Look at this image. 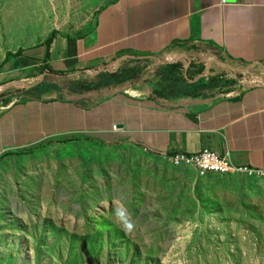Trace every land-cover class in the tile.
<instances>
[{"label":"rangeland","instance_id":"374dc122","mask_svg":"<svg viewBox=\"0 0 264 264\" xmlns=\"http://www.w3.org/2000/svg\"><path fill=\"white\" fill-rule=\"evenodd\" d=\"M110 1L0 0V65L50 36L81 37ZM10 64L0 91L44 72ZM42 143L0 160V264H264L260 174H198L127 142L58 137L19 149Z\"/></svg>","mask_w":264,"mask_h":264},{"label":"crops","instance_id":"0c3cea01","mask_svg":"<svg viewBox=\"0 0 264 264\" xmlns=\"http://www.w3.org/2000/svg\"><path fill=\"white\" fill-rule=\"evenodd\" d=\"M186 41L189 50L174 45ZM21 50L20 68L15 70L46 64L70 79L81 73H113L109 71L132 55L164 53L169 62L190 57L205 68H215L212 54L226 62L255 65L249 72L221 65L219 79L248 75L254 83L237 80L227 94L174 99L171 107L155 103L147 83L117 89L89 109L65 100L15 103L13 99L7 106L0 101V156L64 137L96 144L127 142L158 158L208 148L228 155L236 165L264 170V67L259 64L264 62V0H111L97 11L92 27L81 37L57 35L48 48L40 43ZM206 72L204 81L209 77ZM39 79L4 85L24 88L20 83L30 85ZM48 93L54 92L41 97L55 98ZM90 97L97 99L92 93Z\"/></svg>","mask_w":264,"mask_h":264},{"label":"trees","instance_id":"16d2710c","mask_svg":"<svg viewBox=\"0 0 264 264\" xmlns=\"http://www.w3.org/2000/svg\"><path fill=\"white\" fill-rule=\"evenodd\" d=\"M53 38L54 36H50L44 42L47 48ZM189 44L186 41L175 43L174 45L184 46L189 50L187 48ZM192 46L194 48V45ZM22 53L23 50L21 49L14 54L7 53L0 65V71L10 58L14 60L11 64V69H19L18 59ZM164 55V53L159 55H132V57L124 59L113 73L100 72L94 76L81 73L72 76V79L66 73L53 72L45 64L44 70L50 75H45L40 84L29 89L10 87L0 94V101L3 102L4 106H7L13 99H15V103L21 100L43 102L65 100L83 109H89L111 98L117 89L129 84L147 83L151 99L161 106L171 107L174 104V99H210L217 97L218 94L224 95L231 92L237 80L233 77H230V79H219L222 72L221 65L229 64L231 67L239 69V71L246 72H249L255 66L239 61L226 62L221 58H217V56L209 54L211 56L210 60L215 62L218 67L214 68L210 65L205 68L203 64L190 57L185 61L169 62L165 60ZM187 62L189 64L186 67ZM259 64L264 67V62ZM205 71H207L206 73L209 76L206 81L202 77ZM49 91H53L56 94L55 98L41 97ZM91 93L96 96L97 99L95 101L90 100ZM97 144L106 145L103 143ZM43 146L45 144H40L36 148L9 151L1 155L0 160L9 154L26 155L34 153Z\"/></svg>","mask_w":264,"mask_h":264},{"label":"built area","instance_id":"2783aa9c","mask_svg":"<svg viewBox=\"0 0 264 264\" xmlns=\"http://www.w3.org/2000/svg\"><path fill=\"white\" fill-rule=\"evenodd\" d=\"M174 167H191L201 173H211L217 175H245L253 176L260 174L264 177V170L254 169L245 165H236L228 155L219 156L211 149L203 148L197 153L184 154L172 153L162 157Z\"/></svg>","mask_w":264,"mask_h":264},{"label":"water","instance_id":"95a60500","mask_svg":"<svg viewBox=\"0 0 264 264\" xmlns=\"http://www.w3.org/2000/svg\"><path fill=\"white\" fill-rule=\"evenodd\" d=\"M121 62V59H120V61H119V63ZM118 63V64H119ZM229 67V66H228ZM229 68H231V67H229ZM233 69V68H232ZM116 70V69H115ZM115 70H113V71H109V72H114ZM44 75H45V73H43L41 76H40V79H39V81L38 82H36V83H33V84H26V83H20V85H22L24 88H33V87H35L36 85H38V84H40L41 83V81H42V79H43V77H44ZM9 86H6V87H4L3 88V90H5L6 88H8Z\"/></svg>","mask_w":264,"mask_h":264},{"label":"clouds","instance_id":"9594fccd","mask_svg":"<svg viewBox=\"0 0 264 264\" xmlns=\"http://www.w3.org/2000/svg\"><path fill=\"white\" fill-rule=\"evenodd\" d=\"M123 215H124L123 212H119L118 213V216H120V217H123ZM125 227L128 228V229H130L131 228V224L125 223Z\"/></svg>","mask_w":264,"mask_h":264},{"label":"bare ground","instance_id":"6f19581e","mask_svg":"<svg viewBox=\"0 0 264 264\" xmlns=\"http://www.w3.org/2000/svg\"><path fill=\"white\" fill-rule=\"evenodd\" d=\"M211 174V173H210Z\"/></svg>","mask_w":264,"mask_h":264}]
</instances>
